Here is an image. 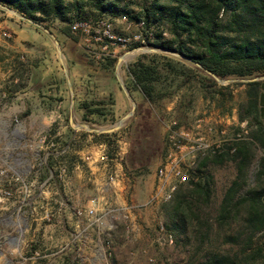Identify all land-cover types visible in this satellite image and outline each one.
Instances as JSON below:
<instances>
[{
  "label": "rangeland",
  "instance_id": "1",
  "mask_svg": "<svg viewBox=\"0 0 264 264\" xmlns=\"http://www.w3.org/2000/svg\"><path fill=\"white\" fill-rule=\"evenodd\" d=\"M141 2L121 0L120 4L126 5L133 14L140 11ZM4 6L0 8V20L6 18L16 21L26 30L29 21L13 8ZM89 12V18L95 20L92 17L98 14L97 11L90 7ZM123 15L128 17L127 22L121 19ZM106 16L111 17L119 28L130 25L131 32L138 30V20L131 19L127 14ZM65 25L57 18L34 24L41 31L48 30L67 39L63 42L65 49L86 51L84 35L70 29L71 36H65L61 32ZM164 32L166 34L163 36L169 37V33L166 30ZM2 39L8 42L12 39L9 28L0 27ZM0 49H4L1 44ZM112 49L116 60L111 66V75L123 82L130 98L134 100V108L128 106L116 116L112 112V97L101 95L99 99L92 100L101 101L95 105L100 113H94V118L87 117L82 123L103 130L122 119L119 128L100 131L92 139L100 155H106L110 164L119 163L127 178L126 189L120 197L110 190L113 184L109 173L116 168L113 164L111 169L110 164L107 165L99 192L89 189L76 196L67 191L66 175L60 179L55 174L54 181H50L47 167L50 155L45 159V152L64 149L71 134L62 132L60 124L54 122L45 128L51 135L59 133L53 139L54 146L39 147L33 135L40 129L32 131L28 127L30 119L23 114L25 111L11 116L3 114L4 108L12 106V100L8 93H4L7 91L0 90V169L7 170L0 174V264H195L200 257V254L194 253L192 245H185L178 240L175 232L167 230L163 205L170 199L154 196L156 169L165 156L167 129L171 122H174V128L183 127L191 132L194 120L201 118L202 135L219 145L228 137L240 136L242 132L254 128L248 126L247 121L238 120V106L246 99L245 81L218 77L221 81L215 78L216 85L205 88L196 80L184 81V78L170 74L161 87L164 96L150 102L143 98L139 90L134 89L126 67L142 53H156L162 56L161 59L163 56L174 60L181 58L174 52L147 43L114 46ZM24 56L21 52L0 50V80L8 75L6 70L14 65L20 76L16 84L21 86L26 83L30 71ZM87 56L92 64L106 65L107 59L96 60L88 53ZM119 57H122V61L116 68ZM0 84L3 82L0 81ZM8 86L9 83L6 88ZM130 111L132 114L129 115ZM209 116H212V123L205 120ZM67 121V118L63 119V123ZM207 124L213 126L211 131L207 130ZM79 140H86L85 131H81ZM65 153L66 158L60 157L55 166L58 167L64 159L72 160L67 157L68 152L65 151L63 155ZM262 153L263 149H255L249 170L250 186L255 184L251 173L255 171ZM19 171L28 176L18 180L12 178ZM210 172L213 175V200L219 202L226 186L235 176L234 165L231 162L211 165ZM51 187L57 189L56 194L48 192ZM4 191L10 194L6 195ZM93 196H98L99 206L91 215L87 209ZM168 235L172 236V241H169ZM213 242L222 245L220 237H215Z\"/></svg>",
  "mask_w": 264,
  "mask_h": 264
},
{
  "label": "trees",
  "instance_id": "2",
  "mask_svg": "<svg viewBox=\"0 0 264 264\" xmlns=\"http://www.w3.org/2000/svg\"><path fill=\"white\" fill-rule=\"evenodd\" d=\"M120 2L0 0L34 24L59 19L66 23L61 29L65 36H71L74 21L91 20L90 7L98 13L95 19L127 14L144 20L146 29L152 28L150 44L181 58L142 53L127 66L134 89L150 102L164 96L161 87L170 74L196 80L205 88L216 85L215 77L243 79L246 99L238 106V120L254 128L199 156L188 171L189 179L176 187L163 208L167 230L200 254L195 264H264V78L254 79L264 77V0H142L140 11L133 14ZM165 30L167 38L162 35ZM115 60L108 58L106 65H114ZM100 103L82 102L83 119L100 113L95 106ZM257 148L263 153L251 173L255 184L250 186L249 170ZM63 156L50 155L47 167L52 169ZM225 162L233 163L235 176L215 202L210 166ZM215 237L222 245L213 242Z\"/></svg>",
  "mask_w": 264,
  "mask_h": 264
},
{
  "label": "crops",
  "instance_id": "3",
  "mask_svg": "<svg viewBox=\"0 0 264 264\" xmlns=\"http://www.w3.org/2000/svg\"><path fill=\"white\" fill-rule=\"evenodd\" d=\"M0 8L3 9V7ZM0 27L9 28L12 35L9 42L5 39L0 40L4 48L0 50L24 53L30 71L26 83L20 86L16 84L20 78L18 69L12 65L6 70L8 75L6 77L4 75L0 80L3 82L0 84L2 88L0 90L7 91L4 93H8L12 106L4 108L3 114L11 116L17 115V112L22 110L25 111L23 114L30 119L28 127L32 131L45 129L54 122H58L62 132L71 134L66 145V152H68L67 157H71L72 160L68 158L63 161L67 168L65 181L67 191L76 196L89 189L99 192L102 176L107 173L106 167L110 163L100 160L99 148L92 140L98 135L99 128L82 123L85 121L84 109L80 104L84 101L91 102L107 94L112 97V112L117 116L128 106L133 107L128 92L120 84L119 78L112 77L111 66L103 65L102 67L90 63L84 49H76V51L65 49L63 42L67 39L58 34L41 31L30 21L25 30L20 23L6 18L0 20ZM118 66L119 64L116 68ZM8 83L9 86L6 88ZM134 99L138 102L137 98ZM94 115V113L89 114L88 118H94ZM211 117H206L207 123H212ZM64 118L68 119L67 123H63ZM91 123L94 124V122ZM207 125L213 127L211 124ZM81 131H85V142L79 140ZM63 157L66 158V153ZM112 164L116 168L109 174L114 173L117 177L112 180L113 187L110 190L120 197L126 189L127 178L121 171L119 163H111L110 169ZM48 171L50 172V169ZM52 171L54 174H49L50 181H54L57 166H54ZM48 192L56 194L57 189L54 190L51 187Z\"/></svg>",
  "mask_w": 264,
  "mask_h": 264
},
{
  "label": "built area",
  "instance_id": "4",
  "mask_svg": "<svg viewBox=\"0 0 264 264\" xmlns=\"http://www.w3.org/2000/svg\"><path fill=\"white\" fill-rule=\"evenodd\" d=\"M121 19L125 22L128 21V17L123 15ZM138 30L131 32L130 25L124 28L115 26L111 17L103 15L95 20H77L71 23L70 28L72 32L82 33L85 37L87 53L96 60H105L115 57V51L112 49L114 46H139L150 44L149 41L153 39L152 28L146 29L144 20L140 19L136 22ZM5 35H9L4 32ZM166 32H162L165 35ZM203 119L196 118L193 123V131L184 129L183 127L174 128V122L168 125L167 133V151L162 163L156 169V194L154 196L161 195L165 200L171 197V194L176 187L189 179V169L195 165L196 159L199 156H204L209 152H213L214 148L219 144L208 141L201 133ZM213 127L207 128L211 131ZM193 132V134H192ZM59 133L51 135L47 129H42L34 133L33 137L37 145L42 148L54 146L53 139L58 137ZM61 149L59 152L46 151L45 159L48 155H62L66 151ZM101 161L107 162L108 158L102 154L99 156ZM50 169L51 175L54 174ZM7 170L0 169V174H4ZM67 173V168L63 162L57 167L56 175L63 179ZM15 180L27 177L26 173L21 171L15 173ZM50 175V176H51ZM50 176L48 179H50ZM117 177L116 174H111L109 179L114 180ZM6 195H9V191H4ZM99 206L98 196H93L89 200L87 213L94 214ZM169 241H172V236L168 235Z\"/></svg>",
  "mask_w": 264,
  "mask_h": 264
},
{
  "label": "water",
  "instance_id": "5",
  "mask_svg": "<svg viewBox=\"0 0 264 264\" xmlns=\"http://www.w3.org/2000/svg\"><path fill=\"white\" fill-rule=\"evenodd\" d=\"M0 7H5L3 4H1L0 3ZM29 21V20H28ZM44 29V28H43ZM48 33H50L48 30H46ZM122 61V57H119L118 58V61H117V64H120V62ZM218 81H221V79H219L218 77H215ZM263 78V76L262 77H256V78H254V79H262ZM120 84L122 85V87L125 89V91L127 92V90H126V88H125V86H124V84H123V82L120 80ZM132 100V103H133V107H132V109L134 108V105H135V103H134V100L133 99H131ZM130 114H132V111H130V113H129V115ZM121 124H122V119H119L118 120V122L114 125V126H112V127H110V128H107V129H103V130H101V129H99L98 131L100 132V131H113V130H116L117 128H119L120 126H121Z\"/></svg>",
  "mask_w": 264,
  "mask_h": 264
}]
</instances>
